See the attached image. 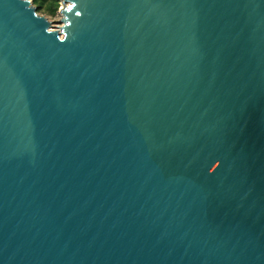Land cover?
Listing matches in <instances>:
<instances>
[{"label": "water", "instance_id": "obj_1", "mask_svg": "<svg viewBox=\"0 0 264 264\" xmlns=\"http://www.w3.org/2000/svg\"><path fill=\"white\" fill-rule=\"evenodd\" d=\"M0 0V264H264V0Z\"/></svg>", "mask_w": 264, "mask_h": 264}, {"label": "trees", "instance_id": "obj_2", "mask_svg": "<svg viewBox=\"0 0 264 264\" xmlns=\"http://www.w3.org/2000/svg\"><path fill=\"white\" fill-rule=\"evenodd\" d=\"M32 5L36 8L38 14L56 16L61 2L59 0H32Z\"/></svg>", "mask_w": 264, "mask_h": 264}, {"label": "rangeland", "instance_id": "obj_3", "mask_svg": "<svg viewBox=\"0 0 264 264\" xmlns=\"http://www.w3.org/2000/svg\"><path fill=\"white\" fill-rule=\"evenodd\" d=\"M65 6L61 4L60 9L64 8ZM59 9V11H60ZM59 11L56 16L52 17L46 14H39L42 17H45L48 22L51 24V29L52 31H58L60 34L62 33L61 27L63 26L62 24V16L59 14Z\"/></svg>", "mask_w": 264, "mask_h": 264}]
</instances>
